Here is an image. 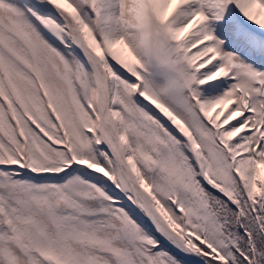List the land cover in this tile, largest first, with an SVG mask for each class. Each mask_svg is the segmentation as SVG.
<instances>
[{"label":"snow or ice","instance_id":"6c2138e0","mask_svg":"<svg viewBox=\"0 0 264 264\" xmlns=\"http://www.w3.org/2000/svg\"><path fill=\"white\" fill-rule=\"evenodd\" d=\"M0 264H264V0H0Z\"/></svg>","mask_w":264,"mask_h":264}]
</instances>
